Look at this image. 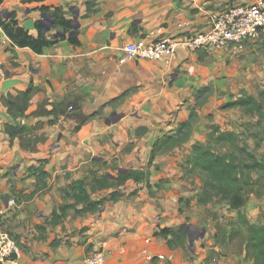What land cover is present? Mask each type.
<instances>
[{
	"label": "crops",
	"instance_id": "0c3cea01",
	"mask_svg": "<svg viewBox=\"0 0 264 264\" xmlns=\"http://www.w3.org/2000/svg\"><path fill=\"white\" fill-rule=\"evenodd\" d=\"M236 1L94 0L90 13L87 0L2 1L0 15L14 13L20 24L38 20L42 5L62 6L71 19L78 10L79 23L78 45L62 40L41 54L13 45L0 26V226L16 241L20 264H80L98 249L107 264H206L211 254L217 262L221 248L234 242L239 255L233 256L247 257L240 253L242 242L229 237L236 216L215 225L209 246L200 245L206 230L189 251V228L206 226L204 209L210 201H198L203 177L184 160L210 125L205 114L211 111L204 105L197 110L191 135L181 146L152 159L150 152L158 137L188 119L198 88L210 84L215 98L225 102L230 95L251 93L252 70L261 76L254 64L264 63V37L247 41L235 57L231 45L195 51L178 47L173 56L159 60L120 62L126 43L184 39L205 31L209 12ZM6 79L17 82L3 89ZM29 86L33 92L24 116L14 118L3 97ZM6 124L25 129L11 136ZM141 127L145 130L139 133ZM38 165L48 173L45 178L31 170ZM129 169L147 171L148 179L115 185L121 191L115 200L101 193L102 207L94 213L77 214L71 208L62 222L50 223L54 209L73 203L63 196L71 179ZM9 199L15 204L9 205ZM179 226L187 228L185 245H169L171 236L159 234L163 227Z\"/></svg>",
	"mask_w": 264,
	"mask_h": 264
},
{
	"label": "trees",
	"instance_id": "16d2710c",
	"mask_svg": "<svg viewBox=\"0 0 264 264\" xmlns=\"http://www.w3.org/2000/svg\"><path fill=\"white\" fill-rule=\"evenodd\" d=\"M2 1L0 0V5ZM93 2L94 0H87V13L91 12ZM39 9L46 14V17H51V27L47 26L48 21H35L34 29L27 30L22 27L14 13L0 15V26L13 45L28 47L35 53L41 54L47 47L62 40H67L74 45L80 43L78 29L75 30L74 35L68 36L72 30L73 19L66 16V11L62 6L42 5ZM57 31L63 32L64 35L55 37L54 34ZM210 90L212 87L208 84L193 93L195 106L191 109L188 119L180 122L173 133H165L155 140L150 152V159L158 153L175 146H181L189 139L193 124L198 116L197 110L202 103L201 98ZM32 92L33 87L29 86L15 96L3 97V103L14 118L24 116ZM222 107L239 108L244 113L251 115L254 119V126H258L257 136L264 142V99H259L243 91L239 96L230 98ZM87 118L84 117L78 121L74 129H79ZM208 128L206 137L196 139L184 160L186 164L190 165L191 170L198 172L203 177V190L198 201L206 203L218 197L226 202L229 209L236 211L238 222L235 223V227L231 228L229 237L237 238L242 242L243 252L251 259L252 264H264V222H252L245 213L240 211L247 201L249 191L253 190L249 189L251 186L257 185L264 188V149L262 154L255 155L254 152L247 151L240 146L236 131L221 129L216 124H210ZM24 129L22 124L16 126L6 124V131L11 136L23 132ZM31 170H34L39 178H45L48 175L39 165ZM128 179L137 182L147 180L148 173L142 169H129L117 172L115 175L92 172L89 180L71 179L63 190V196L73 199V203L64 204L54 209L50 223L62 222L71 208H74L77 214L94 213L100 210L104 201L101 193L108 192L111 199H117L121 195V191L114 186H120ZM77 204H80L81 207L77 208ZM233 224L229 222V226ZM186 229L183 230L180 226L177 229L163 227L159 234L163 237L171 236L167 240L169 245H185L187 242ZM225 235L224 232L223 239H225ZM0 264L2 263L0 262Z\"/></svg>",
	"mask_w": 264,
	"mask_h": 264
},
{
	"label": "built area",
	"instance_id": "2783aa9c",
	"mask_svg": "<svg viewBox=\"0 0 264 264\" xmlns=\"http://www.w3.org/2000/svg\"><path fill=\"white\" fill-rule=\"evenodd\" d=\"M209 28L205 31L189 34L184 39L165 36L143 43L131 41L123 46L120 62L127 59L159 60L173 56L178 47L195 51L202 47L223 49L231 45L233 51H239L249 40L264 37V0H237L234 4L207 14ZM14 205L13 199L8 200ZM19 253L16 241L0 226V262L2 264H20L15 258ZM80 264H107L106 254L98 249L88 253Z\"/></svg>",
	"mask_w": 264,
	"mask_h": 264
},
{
	"label": "rangeland",
	"instance_id": "374dc122",
	"mask_svg": "<svg viewBox=\"0 0 264 264\" xmlns=\"http://www.w3.org/2000/svg\"><path fill=\"white\" fill-rule=\"evenodd\" d=\"M242 50L243 48L239 51H233L234 57L238 56L239 53H242ZM254 66L256 69L260 68L259 70L261 71V76H257L255 69L252 70L250 78L251 80H249V90L252 94L256 95H254L255 97L259 99H264V63L256 61ZM232 97L235 98L237 96L230 95V98ZM218 100L220 99L215 98L214 89L210 90L203 98H201L202 103L200 104L198 109L202 112L201 107L204 105L205 109L211 111L208 114H205V118H207L208 120L206 126H208L209 124H216L220 126L221 129L234 130L238 133L241 147H244V149H246L247 151L254 152L255 155L262 154L264 149V142H262L257 136L258 126H254V119L252 118V116L244 113L239 108H223L222 105L225 103V100ZM201 125H203V123H201ZM207 128L203 134V137H206L205 135L208 133ZM249 189L253 190L249 191L250 193L248 194L247 201L244 207L242 208V211L248 216V219L252 222L264 221V188H261L257 185H253ZM204 211L206 214H203L206 217V226L203 228L197 226V231L191 228V226L189 228V235L192 239V243H190L189 241V251L194 249L193 239H197L200 237V232L202 231V229H204V231L207 230V232L205 235V239L201 240L200 245L202 247L206 245L209 246L210 241L213 238L215 225L220 224L222 226L223 224H226V221L233 220V217L236 216L235 212L228 208L226 202L218 197L213 198V200H211L208 204L207 208L205 207ZM201 222H203V219H201ZM221 222L223 223L221 224ZM237 248L238 242L232 243L230 245V248H221L222 252L224 251L225 253L221 257L220 254L222 252L219 251L220 256L218 255L219 258L217 262L213 261L215 255L211 254L210 250L209 253L211 254V257L207 260L205 259L206 264H252V261L249 257H245L244 259H239L237 257L236 259L233 256L234 253L239 255V253L236 251ZM239 250L241 254H244L242 246Z\"/></svg>",
	"mask_w": 264,
	"mask_h": 264
},
{
	"label": "water",
	"instance_id": "95a60500",
	"mask_svg": "<svg viewBox=\"0 0 264 264\" xmlns=\"http://www.w3.org/2000/svg\"><path fill=\"white\" fill-rule=\"evenodd\" d=\"M72 10V9H71ZM75 12V16L73 17V23H72V30L69 32V34H68V36H72V35H74L75 34V30L79 27V23H78V21H77V13H78V10H75L74 11ZM10 13H8L7 15H9ZM37 22H45V21H48V27H51V25H52V19H51V17H46V14L45 13H41V17L38 19V20H36ZM21 25H22V27H24L25 29H27V30H31V29H34V26H35V21H33L31 18H29V19H26L25 21H23L22 23H21ZM62 35H64V33L63 32H61V31H57V32H55V34H54V36L55 37H60V36H62ZM17 82V80H13V79H6V80H4L3 82H2V88L3 89H6V88H8L10 85H12V84H14V83H16ZM143 130H145V128L144 127H141L140 129H139V133H141V131L143 132ZM204 229H202V231L200 232V236L202 237L203 236V234H204ZM189 241H190V243H192V239L190 238V236H189Z\"/></svg>",
	"mask_w": 264,
	"mask_h": 264
}]
</instances>
